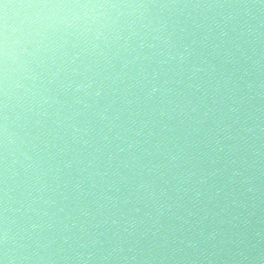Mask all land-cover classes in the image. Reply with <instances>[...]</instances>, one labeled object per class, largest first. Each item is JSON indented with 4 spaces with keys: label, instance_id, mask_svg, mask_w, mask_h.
Instances as JSON below:
<instances>
[{
    "label": "clouds",
    "instance_id": "obj_1",
    "mask_svg": "<svg viewBox=\"0 0 264 264\" xmlns=\"http://www.w3.org/2000/svg\"><path fill=\"white\" fill-rule=\"evenodd\" d=\"M0 264H264V0H0Z\"/></svg>",
    "mask_w": 264,
    "mask_h": 264
}]
</instances>
